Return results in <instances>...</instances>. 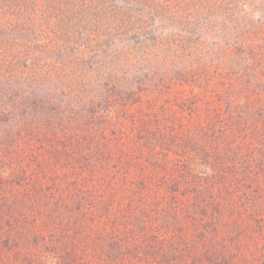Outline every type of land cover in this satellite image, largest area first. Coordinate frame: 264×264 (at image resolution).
<instances>
[{
	"label": "trees",
	"instance_id": "1",
	"mask_svg": "<svg viewBox=\"0 0 264 264\" xmlns=\"http://www.w3.org/2000/svg\"><path fill=\"white\" fill-rule=\"evenodd\" d=\"M43 1L41 21L53 18L63 36L54 33L40 57L27 54L23 78L39 85V59L58 62L61 50H84L112 74L175 68L136 78L125 70L131 85L123 75L84 101L86 83L70 79L67 110L52 92L23 94L15 70L0 72V264H264V0L250 23V3L186 0L190 15L208 20H183L168 34L148 16L180 2L95 0L81 38L70 37L64 0ZM223 16L240 21L238 38L217 41ZM205 39L231 47L221 61L231 54L240 68L198 63ZM49 64L42 85L58 87Z\"/></svg>",
	"mask_w": 264,
	"mask_h": 264
},
{
	"label": "rangeland",
	"instance_id": "2",
	"mask_svg": "<svg viewBox=\"0 0 264 264\" xmlns=\"http://www.w3.org/2000/svg\"><path fill=\"white\" fill-rule=\"evenodd\" d=\"M94 1L95 0H64L62 2L59 8V12L60 13L66 12L69 14L70 37L75 36L81 38L82 36H86L85 35L87 34L86 31H88L87 27L91 23L88 20H84L83 10L85 7L91 8L92 5H94ZM261 1L262 0H229V2H233L232 9L234 8V5L236 6V3L238 4H244L245 2L246 4L250 3L249 4L251 6L250 9L249 7L245 8L246 9L245 20L247 23L252 22V21H248L252 18H254L253 20L254 22H256L255 21L256 19L263 16L262 8H261L263 3L261 4ZM82 2H85V4H82ZM129 2L139 3L136 1H129ZM161 2H163V7L166 4H168V7H173L178 2H180L181 5V8H176L175 12H173V10L172 11L169 10L167 12L166 11L167 8L165 7L162 8L158 13H155L154 15L150 14L148 16V19L153 24V26L154 27L158 26V32L164 29L163 34L178 32L176 28H173V26L176 23L182 22L183 20H186V23L191 22V24H194L195 27L199 26L201 23L208 20L202 18L197 14L196 16L190 15L189 12L191 11V9L187 10L188 5L182 6L183 3L186 2V0H146L144 2V5H149L151 7H154L153 4L161 3ZM14 3L15 1L13 2L10 1L8 5L6 1L3 2L0 1V72L10 73L13 72V70H15V73H17V75L16 76L14 75L15 79L11 78L10 81L11 84L17 85L19 87H23V94H27L29 91H32L33 89H36L37 91L39 90V93L42 95H44L47 92H52L57 96V98H54V100L56 101L55 104L62 106L68 104L66 108L63 107L64 109L67 110V108L69 106L71 107L73 103L68 100L69 96L71 95L67 90V88L70 87V85L68 84V82H70V79H73V83L76 81L80 84L86 83V85L82 88L84 89V92H82V96L80 95L77 96L81 101H84L83 99H85L90 94H92L91 93L92 90H94L96 87H102L103 85H105L104 82L113 81V83L120 86V84L124 82L121 80L123 78V75L125 76L124 73L125 70H128L126 72L129 73L130 78L131 77L136 78L137 76H142V72H147L148 70L160 71L163 73L164 71H166L170 73L169 72L170 69L175 68L172 66L171 67H118L119 72H117L116 74L114 73L112 74L113 67H105V63L102 61H99L98 64L93 65L91 60L88 59L87 53L84 50H81L78 53L74 51L66 52V50H61L64 53V57H61V59L58 62H54V61L50 62V60L48 61V59L43 60V57L39 59V85H37L35 84V81H32L27 77L23 78L24 74L21 73L20 75V73H18L17 71L20 70L26 71L28 67H32V64L26 58L27 54L32 52L34 54H39L40 57L42 53V48L48 43H51L50 40L52 37H54L53 36L54 33L56 34L54 39H57V37H62L63 35L59 31L55 32V30L51 26H49L48 23H51L54 20L53 18L47 17L45 18V20L41 21L42 13L50 10L49 5L45 3L43 0L40 1L26 0L25 2L24 0H22L18 4H14ZM55 6L58 7L57 5ZM38 15H39V20L35 19V21L37 20L36 22L31 21V18L33 19ZM49 15L51 14L49 13ZM163 16L165 17L164 20H163ZM116 17L121 19L120 15H116ZM139 17H143L146 20L144 16H139ZM223 18L224 19H222V21H223V25L224 24L226 25V27L224 28L226 32L223 31L220 33V29H218L217 41L222 42L228 39L229 37H230L229 39L238 38L236 24H239L240 21L238 20L232 21L231 17L223 16ZM22 21L26 23L24 27H19L17 25L15 26V28L6 29V25H8L9 23L16 25L19 22L21 23ZM29 22L31 23L30 25H28ZM219 23L217 24V28L219 27ZM35 27H37V29H34ZM5 30L8 32L7 33L4 32ZM205 40L208 42V47L203 50L204 52L203 57L200 59L198 63H201V65L203 66L206 63H208L209 60L211 59L216 61V65H214V67H226L227 70L230 69L229 67H235V69L240 68V67H236L237 60H234V56L231 54L229 55L228 59L224 58V61H221V57H220L221 54L234 53V50L231 47L227 48L224 52H220V49H218L217 47L218 45L214 46L211 44V41L209 39H205ZM243 56L246 57L245 54ZM195 61H196V56H195ZM45 63L46 64L50 63L47 67L53 70L52 75H57L60 77L58 79V83H60V86L56 87L54 83L51 82L42 85V81L40 78L41 75L40 70L44 68L42 67V65H44ZM174 63L179 67H182V64L177 60L174 61ZM186 63H187L186 65H189V67H196V63L194 62V60L187 61ZM59 69H61L62 72L59 71ZM261 70H264V65ZM168 77L170 78V74H168ZM124 78L127 79V84L131 85L130 78L127 75ZM132 82L134 83L135 81Z\"/></svg>",
	"mask_w": 264,
	"mask_h": 264
}]
</instances>
